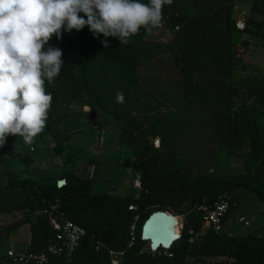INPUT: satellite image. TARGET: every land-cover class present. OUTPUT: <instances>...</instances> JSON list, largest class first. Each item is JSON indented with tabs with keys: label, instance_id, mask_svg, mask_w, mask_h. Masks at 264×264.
Wrapping results in <instances>:
<instances>
[{
	"label": "trees",
	"instance_id": "1",
	"mask_svg": "<svg viewBox=\"0 0 264 264\" xmlns=\"http://www.w3.org/2000/svg\"><path fill=\"white\" fill-rule=\"evenodd\" d=\"M162 15L165 29L180 28L169 43L142 28L121 45L113 37L94 38L85 26L45 45L63 52L60 75L45 81L53 96L45 129L54 152L68 155V170L59 178L0 183V218L21 214L0 225V264H7L12 238L25 224L31 234L27 251L46 248L57 234L51 213L87 234L72 259L52 258L48 264H109V250H126L122 264H264V235L230 234L229 213L223 229L214 231L205 227L200 209L228 196L231 210L238 189L264 203V190L253 184L264 185V74L239 71L234 51L242 35L264 46V0L253 1L244 30L237 27L236 0H173ZM117 92L124 94L123 103ZM77 105L90 108L87 120L100 134L102 119L122 121L120 143L136 156L127 167L139 176L137 194L93 193L95 176L74 172L62 127L76 117ZM243 147H249L242 156L248 174H233L228 164L222 168L223 159ZM0 152L20 164L33 163L8 143ZM60 180H66L62 187ZM166 208L185 215L182 237L168 250L153 251L142 238L143 225L153 211Z\"/></svg>",
	"mask_w": 264,
	"mask_h": 264
},
{
	"label": "clouds",
	"instance_id": "2",
	"mask_svg": "<svg viewBox=\"0 0 264 264\" xmlns=\"http://www.w3.org/2000/svg\"><path fill=\"white\" fill-rule=\"evenodd\" d=\"M173 0H0V147L7 137L31 145L44 129L53 96L45 91L64 67L63 52L45 45L63 32L88 27L93 37H113L121 45L143 28L163 25L162 9ZM81 13L83 16H81ZM86 17V19L84 18ZM105 49L107 39L101 41ZM118 103L124 94L116 93Z\"/></svg>",
	"mask_w": 264,
	"mask_h": 264
},
{
	"label": "rangeland",
	"instance_id": "3",
	"mask_svg": "<svg viewBox=\"0 0 264 264\" xmlns=\"http://www.w3.org/2000/svg\"><path fill=\"white\" fill-rule=\"evenodd\" d=\"M254 0H236V16H243L246 20L250 17L251 6ZM154 39H161L163 35L159 29L151 33ZM244 40L235 46L238 70L241 72H255L264 74V46L248 35H242ZM77 115L62 127V140L67 150L73 153V161L76 163L74 172L82 177L96 178L93 193L112 192L115 194H137L140 189V181L137 173L127 167L136 156L125 146L121 145L122 121L113 116L102 119L101 134L88 122L86 113L89 107L75 106ZM80 130L71 136L70 134ZM158 139L155 138L154 142ZM6 143L13 146L22 155L33 158L31 164H20L17 160L0 152V183L8 179L32 177H57L68 170L67 154L57 155L53 147L55 142L48 131L44 129L34 138L31 147L25 144L20 137H7ZM156 145V144H155ZM249 147L237 148L235 154L222 162V168L229 166L233 174L247 173L243 154ZM224 157V156H223ZM97 169V171H96ZM210 174V173H209ZM215 173L210 174L212 178ZM254 186L264 190V185L253 181ZM232 209L228 212L225 230L233 235L261 234L264 235V203L249 191L236 190L233 194ZM174 214L179 220V229L182 232L185 215L181 210L170 208L162 209ZM21 214L3 216L0 225H5L18 220ZM205 227H207L205 225ZM31 234L29 224L23 225L12 238L10 248L27 251Z\"/></svg>",
	"mask_w": 264,
	"mask_h": 264
},
{
	"label": "built area",
	"instance_id": "4",
	"mask_svg": "<svg viewBox=\"0 0 264 264\" xmlns=\"http://www.w3.org/2000/svg\"><path fill=\"white\" fill-rule=\"evenodd\" d=\"M237 17V27L239 30H244L246 27V19L241 16ZM163 35L160 40L169 43L174 40L179 27L174 29H165L163 26L158 28ZM159 147L160 141L155 142ZM141 186V185H140ZM230 197L225 196L220 201L216 202L214 206H201L200 209L204 212V225L212 228L214 231H221L223 229L224 218L230 210ZM130 209H135L130 206ZM51 222L57 230L56 236L49 241L44 250L38 252L24 251L19 249H8L6 253L7 264H48L52 258L72 259L79 248L83 238L86 236V230L74 223L65 216H52ZM134 230V227H133ZM134 243V237L129 245V248ZM101 245L98 244L99 250ZM126 255V250H109L110 261L109 264H122Z\"/></svg>",
	"mask_w": 264,
	"mask_h": 264
},
{
	"label": "water",
	"instance_id": "5",
	"mask_svg": "<svg viewBox=\"0 0 264 264\" xmlns=\"http://www.w3.org/2000/svg\"><path fill=\"white\" fill-rule=\"evenodd\" d=\"M65 184L66 180L58 181L59 187ZM179 225L180 220L174 214L157 209L145 221L142 229V238L151 243L153 251L161 248L168 250L182 237V232L178 228Z\"/></svg>",
	"mask_w": 264,
	"mask_h": 264
},
{
	"label": "crops",
	"instance_id": "6",
	"mask_svg": "<svg viewBox=\"0 0 264 264\" xmlns=\"http://www.w3.org/2000/svg\"><path fill=\"white\" fill-rule=\"evenodd\" d=\"M96 171H97V169H96Z\"/></svg>",
	"mask_w": 264,
	"mask_h": 264
}]
</instances>
